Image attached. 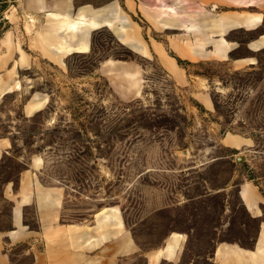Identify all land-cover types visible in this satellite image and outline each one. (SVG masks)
<instances>
[{
  "label": "rangeland",
  "instance_id": "374dc122",
  "mask_svg": "<svg viewBox=\"0 0 264 264\" xmlns=\"http://www.w3.org/2000/svg\"><path fill=\"white\" fill-rule=\"evenodd\" d=\"M78 1H91L96 9L120 4L152 52L137 54L102 28L93 32L89 53L65 56L63 64L29 53L22 36L16 40L21 53L9 54L12 43L4 37L15 2L0 0V198L10 183L19 189L21 174H33L43 192L59 188L61 224L89 225L96 213L116 208L143 254L162 248L173 233L188 236L179 264H214L213 253L223 243L256 251L264 204L263 215L254 219L238 191L252 182L264 197V49L247 47L264 34V25L228 35L238 46L231 60L193 61L172 50V41L183 32L154 29L133 0ZM208 29L214 30L202 34ZM197 40L188 42V58L206 56L194 54L192 47L203 51L209 41L216 51L218 40ZM155 42L176 61L177 74L154 53ZM248 57L257 64L235 67L232 62ZM123 63L134 64L143 80L141 95L130 101L111 86L130 69ZM201 94L212 100L211 110L200 101ZM37 99L46 105L29 114ZM231 135L246 145L235 149L227 142ZM12 206L3 203L1 230L10 228ZM53 217L50 209H26V224L33 231L40 220L51 226ZM33 244L34 251L29 243L7 244L5 251L14 264H38L35 256L40 259L43 246L40 240ZM102 251L96 252L98 259ZM115 264H147V259L135 255Z\"/></svg>",
  "mask_w": 264,
  "mask_h": 264
},
{
  "label": "crops",
  "instance_id": "0c3cea01",
  "mask_svg": "<svg viewBox=\"0 0 264 264\" xmlns=\"http://www.w3.org/2000/svg\"><path fill=\"white\" fill-rule=\"evenodd\" d=\"M14 11L8 16L10 30L4 38L11 40L9 54H20L16 40L22 36L26 41L25 47L29 53L42 54L51 63L63 64L65 56L73 53H89L91 50V38L96 30L107 28L123 45L130 47L132 51L146 57L151 54L150 46L144 41L139 30V35L143 45V51H136L126 40L129 32L134 27V23L124 14L123 9L117 2L110 3L100 9H96L91 1L80 3L78 0H13ZM132 1V0H130ZM138 5L145 16L144 18L154 29L158 31H182L179 40L172 41L171 47L180 57L187 60H199L216 58L220 61L231 60L230 54L237 49L227 37L236 30L254 32L264 25V0H133ZM141 6V8H140ZM216 11V14L209 13ZM99 24H111L113 28L100 26ZM201 23V24H198ZM76 24V25H74ZM198 24V25H194ZM189 26L195 28L188 31ZM130 27V28H129ZM206 28V35L202 34ZM118 29V33L115 32ZM202 31V32H201ZM127 33V34H126ZM127 36V37H126ZM208 37L218 40V47L215 48L209 41L204 48V52L195 54H205L197 56L195 59L188 58V42L197 43L198 37ZM211 40V41H212ZM32 42L40 50L32 49ZM2 48L4 44H2ZM254 45V46H253ZM154 53L159 56L166 68L176 73L180 67L176 61L167 56L158 43L151 46ZM209 47L211 50H209ZM247 47L252 52H259L264 49V34L257 39L250 41ZM223 48V49H222ZM202 50V49H201ZM25 52V51H24ZM217 56H215L214 55ZM219 53V54H218ZM115 62V61H114ZM235 67H246L256 65L257 61L253 57L232 60ZM117 66L119 65L118 62ZM116 65V64H115ZM130 68L131 73L138 75V84L131 85L126 76L123 81H113L111 86L115 93L124 101H130L141 95L143 84L139 69L130 63H123ZM238 65V66H236ZM120 67V68H126ZM183 79L180 82H184ZM204 107L211 110L212 100L207 94L199 96ZM35 104L41 107L30 112ZM46 105V100H34L29 105V114H33ZM246 140L231 135L227 142L234 145L235 149L246 145ZM233 142L238 143L232 144ZM8 143L4 142L3 150L8 148ZM32 176L26 173L21 174L19 189L14 190L12 183L6 185L0 198V219L2 218L3 203L9 201L13 203L10 228L0 229V264H14L12 258L5 251V246H17L21 243H29L31 250L35 248L33 242H42L43 250L40 259L36 257L38 264H115L123 258L135 255L145 257L147 264H179L183 252L188 242V236L173 233L168 236L162 248L146 254L135 241L130 229L126 225L125 218L118 209L110 208L106 211L96 213L89 225H63L60 223L59 209L62 204V194L57 188L52 194L42 191ZM26 190L25 192H22ZM239 198L249 215L260 218L262 214L261 206L264 204V197L260 189L252 182H246L239 186ZM30 206L41 207L42 210L50 209L53 212L51 226L48 221L40 220V228L36 231L29 229L26 224V209ZM105 212V213H104ZM107 212V213H106ZM32 242V243H31ZM69 248H68V247ZM68 248V249H67ZM103 249L99 259L96 252ZM258 250V251H257ZM258 253V254H257ZM255 254L253 264H261L264 260V222L260 225L259 238L257 240L256 251H247L236 245L219 244L213 253L214 264H248L251 255ZM252 258V257H251ZM242 261V262H241ZM99 264V263H98Z\"/></svg>",
  "mask_w": 264,
  "mask_h": 264
},
{
  "label": "bare ground",
  "instance_id": "6f19581e",
  "mask_svg": "<svg viewBox=\"0 0 264 264\" xmlns=\"http://www.w3.org/2000/svg\"><path fill=\"white\" fill-rule=\"evenodd\" d=\"M74 25H76V24H74ZM94 26H96V27H100V26H106V27H111V28H113L114 29V27H112V25L111 24H106V23H104V24H99V23H96V25H94ZM131 26H133V25H131ZM134 27V26H133ZM130 28V27H129ZM193 28H195V26H189V28H188V30H190V29H193ZM115 32L116 33H118V29L116 30L115 29ZM127 34V33H126ZM129 38L126 40V42L130 45V46H132V47H134L135 48V50L136 51H138V52H140V51H143V45H142V41H141V38H140V35H139V32H138V30L134 27L132 30H130V32H129ZM127 37V36H126ZM204 45V44H203ZM199 46H200V44H199ZM254 46V45H253ZM202 47V46H201ZM218 47V46H217ZM216 47V48H217ZM200 48V47H199ZM199 48H193L192 47V49L194 50V52H196V53H198V51H199V53L202 51L201 49H199ZM223 49V48H222ZM204 51V50H203ZM195 54V53H194ZM219 54V53H218ZM197 55V54H196ZM218 56V55H217ZM219 57V56H218ZM127 72H125L123 75L121 74V78L123 79V77L122 76H126V77H128V76H130L131 77V79H133L134 81H135V84H138V82L139 81H137L138 80V75L134 72V73H131V72H129V70H126ZM31 105H32V103H31ZM41 107V104H35L34 103V105L31 107V109H30V112H34L35 110H37L38 108H40Z\"/></svg>",
  "mask_w": 264,
  "mask_h": 264
},
{
  "label": "trees",
  "instance_id": "16d2710c",
  "mask_svg": "<svg viewBox=\"0 0 264 264\" xmlns=\"http://www.w3.org/2000/svg\"><path fill=\"white\" fill-rule=\"evenodd\" d=\"M179 63L181 64V61H179Z\"/></svg>",
  "mask_w": 264,
  "mask_h": 264
},
{
  "label": "water",
  "instance_id": "95a60500",
  "mask_svg": "<svg viewBox=\"0 0 264 264\" xmlns=\"http://www.w3.org/2000/svg\"><path fill=\"white\" fill-rule=\"evenodd\" d=\"M239 160H242V158H240Z\"/></svg>",
  "mask_w": 264,
  "mask_h": 264
}]
</instances>
